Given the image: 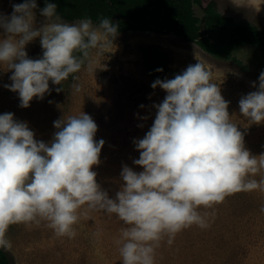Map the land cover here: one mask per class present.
<instances>
[{
    "label": "clouds",
    "instance_id": "9594fccd",
    "mask_svg": "<svg viewBox=\"0 0 264 264\" xmlns=\"http://www.w3.org/2000/svg\"><path fill=\"white\" fill-rule=\"evenodd\" d=\"M57 8L49 0L39 9L37 0H23L10 14L0 13V65L12 72L4 87L18 94L22 108L50 94V82L78 81L76 74L85 67L95 74L99 58L116 50L118 25L110 18L98 25L87 17L68 23ZM37 10L43 18L39 24ZM37 38L43 53L32 59L26 45ZM258 81L257 90L239 100L249 125L264 123V71ZM157 86L166 95L152 105L150 129L133 141L139 152L133 164L142 170L124 165L114 197L93 170L101 163L104 141L94 139L98 126L88 114L54 121L58 131L51 142L35 139L27 122L13 113L0 114V250H11L6 234L13 224L47 222L56 236L74 238L81 216L103 211L125 225L116 240L121 264H156L165 238L172 244L193 225L210 226L201 208L212 209L230 195L264 185V179H254L264 170V157L245 148L229 101L203 64L189 65L171 79L157 78L151 87ZM72 88L82 90L79 83Z\"/></svg>",
    "mask_w": 264,
    "mask_h": 264
},
{
    "label": "rangeland",
    "instance_id": "374dc122",
    "mask_svg": "<svg viewBox=\"0 0 264 264\" xmlns=\"http://www.w3.org/2000/svg\"><path fill=\"white\" fill-rule=\"evenodd\" d=\"M209 1L202 0L203 4ZM212 1L221 14L264 28L262 0ZM15 3L20 2L0 0V13L10 14ZM193 9L198 17L203 15L199 6ZM37 22H43L38 10ZM114 43L116 50L99 58L95 74L85 67L76 74L78 81L69 77L62 85L50 82L51 93L42 100L34 98L27 108L20 107L16 92L4 87L11 83L12 72L0 65V114L13 113L16 120L27 122L35 139L44 142H51L58 131L54 121L88 114L98 126L94 139L104 141L101 163L93 170L97 182L114 197L122 183L124 165L142 170L133 164L139 158L133 141L143 138L150 129L156 113L152 105L162 102L166 95L159 86L151 87L155 79L144 67L141 48L153 45L169 57L163 79L174 78L189 65H204L229 101L231 120L243 133L245 148L258 159L264 157V123L249 125L239 111L240 98L257 90L258 77L264 71V54L258 46L242 45L233 52L234 60H226L214 58L172 33L126 31L118 33ZM26 52L32 59L42 56L39 38L26 45ZM74 83L81 85L80 92L74 91ZM56 88L62 90L57 92ZM254 179H264V170ZM200 212L210 218V226L201 229L193 225L178 233L172 244L165 238L156 250V264H264V185L230 195L214 208H201ZM123 227V222L103 211H90L87 218L81 216L74 226V238L56 236L47 222L13 224L6 234L12 248L6 252L12 264H121L116 240Z\"/></svg>",
    "mask_w": 264,
    "mask_h": 264
},
{
    "label": "trees",
    "instance_id": "16d2710c",
    "mask_svg": "<svg viewBox=\"0 0 264 264\" xmlns=\"http://www.w3.org/2000/svg\"><path fill=\"white\" fill-rule=\"evenodd\" d=\"M20 3L23 0H18ZM57 4L64 21L91 18L94 25L100 19L110 18L118 25V33L148 31L157 34L172 33L184 42L198 45L214 58L235 59L233 52L242 45H256L264 54V28L235 20L221 14L211 0H49ZM38 9L45 0H37ZM194 5L203 15L194 13ZM144 67L153 79H163L169 61L168 54L156 46L141 48ZM162 69V71H156ZM0 264H12L6 251L0 250Z\"/></svg>",
    "mask_w": 264,
    "mask_h": 264
}]
</instances>
